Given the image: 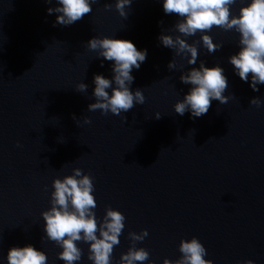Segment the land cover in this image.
I'll use <instances>...</instances> for the list:
<instances>
[{"label":"water","instance_id":"1","mask_svg":"<svg viewBox=\"0 0 264 264\" xmlns=\"http://www.w3.org/2000/svg\"><path fill=\"white\" fill-rule=\"evenodd\" d=\"M116 3L97 0L90 14L65 26L56 23L60 13L48 11L57 0H0V264L10 248L29 244L47 254V264H66L42 213L53 206L54 180L77 168L93 179L98 225L109 207L126 218L110 264L141 248L150 254L143 264L175 262L181 241L193 237L213 264H264V85L253 91L251 76L244 82L230 63L240 33L214 26L183 36L175 27L181 18L166 14L163 0H131L125 16ZM247 3L236 0L232 15ZM205 34L222 47L209 53ZM162 35L196 46L197 63L165 47ZM105 36L147 50L129 86L143 91L145 103L119 116L89 111L97 102L94 76L114 77V62L88 47ZM201 62L224 69L228 102L213 100L202 117L180 116L174 106L192 87L180 77ZM80 83L86 91H78ZM145 229L143 240L130 235ZM76 243L82 258L75 264H94L90 244Z\"/></svg>","mask_w":264,"mask_h":264},{"label":"clouds","instance_id":"2","mask_svg":"<svg viewBox=\"0 0 264 264\" xmlns=\"http://www.w3.org/2000/svg\"><path fill=\"white\" fill-rule=\"evenodd\" d=\"M57 3L59 6L49 8V13H60L56 17V23L70 26L90 14L97 0H57ZM235 3L236 0H163V10L166 14H175L181 18L175 27L183 36H194L198 31L209 32L214 26L225 31L234 29L240 33L241 46L238 53L230 57V63L238 70L237 74L244 82H249L251 76V88L259 91L257 85H264V0H250V3L240 8L238 16H233L230 10ZM130 4L131 0H117L115 7L121 16H125V6ZM105 7L111 9L110 4ZM160 39L165 47L176 49L177 55L190 53V65L197 63L199 52L196 46L188 44L180 36L174 40L170 35H162ZM202 41L209 53L222 47L221 44L214 43L213 38L207 34L202 36ZM88 47L91 50H101L99 55L104 60L114 62L112 79L102 74L94 76L97 102L89 105V111L101 110L105 115L111 112L119 116L122 112H129L136 104H144L143 91L137 89L133 92L129 86L135 79L132 70L140 68L147 58V50H138L130 40L107 36L102 39L92 38L88 41ZM174 67V62L169 64V68ZM180 80L183 84L192 85L184 99L174 106L175 112L180 116L190 111L192 117H202L210 110L213 100H218L221 104L228 102V97L223 95L228 88V78L219 65L207 67L201 62L199 68L193 67L189 73L181 75ZM87 87L84 83L77 85L80 92L86 91ZM108 89L112 90L111 95ZM261 103L257 99L251 101L257 107ZM159 115L158 113L157 118ZM85 123L90 124L91 120L86 118ZM81 176L82 170L77 168L74 175L54 180V191L51 194L53 206L42 213L46 221L45 231L49 240L62 247L59 259L66 264H75L81 260L82 250L76 243L81 240L90 244L89 260L94 261V264H110V256L114 246L120 243L119 237L126 218L121 211L109 207L103 223L98 225L92 211L97 207L93 179L91 175H83L81 179H77ZM148 234L147 229L143 230L142 235L130 233L134 240H143ZM179 250L182 253L181 259L175 262L165 259L164 264H213L212 260L205 259L207 250L198 238L182 240ZM149 255L143 248L130 249L122 255V264H143L149 259ZM47 261V254L31 244L12 247L7 254V264H47ZM245 264H254V261L248 260Z\"/></svg>","mask_w":264,"mask_h":264}]
</instances>
